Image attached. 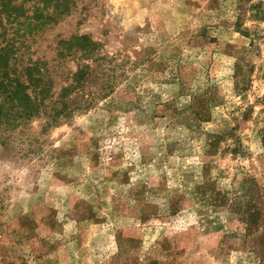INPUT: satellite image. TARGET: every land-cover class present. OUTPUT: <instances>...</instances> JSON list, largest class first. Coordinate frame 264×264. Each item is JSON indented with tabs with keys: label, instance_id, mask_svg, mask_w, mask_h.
Listing matches in <instances>:
<instances>
[{
	"label": "rangeland",
	"instance_id": "obj_1",
	"mask_svg": "<svg viewBox=\"0 0 264 264\" xmlns=\"http://www.w3.org/2000/svg\"><path fill=\"white\" fill-rule=\"evenodd\" d=\"M74 35L115 88L0 130V264H264V0H76L28 43Z\"/></svg>",
	"mask_w": 264,
	"mask_h": 264
},
{
	"label": "trees",
	"instance_id": "obj_2",
	"mask_svg": "<svg viewBox=\"0 0 264 264\" xmlns=\"http://www.w3.org/2000/svg\"><path fill=\"white\" fill-rule=\"evenodd\" d=\"M75 1L0 0V130L6 135L24 136L37 121L43 132L60 127L114 91L116 77L105 72H114L115 60L90 36L59 40L53 64L31 52L28 40L69 15ZM67 61L77 62L75 71L63 69Z\"/></svg>",
	"mask_w": 264,
	"mask_h": 264
}]
</instances>
